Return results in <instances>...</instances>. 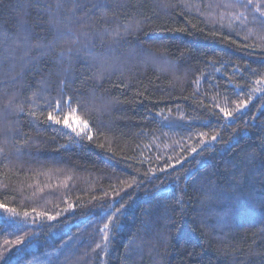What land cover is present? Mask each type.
Listing matches in <instances>:
<instances>
[{
  "label": "trees",
  "instance_id": "16d2710c",
  "mask_svg": "<svg viewBox=\"0 0 264 264\" xmlns=\"http://www.w3.org/2000/svg\"><path fill=\"white\" fill-rule=\"evenodd\" d=\"M232 2L0 0V264H264V0Z\"/></svg>",
  "mask_w": 264,
  "mask_h": 264
},
{
  "label": "snow or ice",
  "instance_id": "6c2138e0",
  "mask_svg": "<svg viewBox=\"0 0 264 264\" xmlns=\"http://www.w3.org/2000/svg\"><path fill=\"white\" fill-rule=\"evenodd\" d=\"M228 7H239L248 9L250 7L255 8L254 0H233L232 3L227 5ZM255 11H260V8H255ZM261 23H264V12H261ZM65 43L71 44L74 43L70 38L65 39ZM71 51V48H69V52ZM48 107L52 109L48 113L47 119L50 122H54L57 125H62L64 128L69 129L72 133H75L77 136L84 134V130L89 127V123L87 120L82 119L80 116L77 115L79 112V106L73 107L72 100L69 97L67 101L64 100L63 94L55 100V103L48 102ZM238 107H243V104L238 105ZM65 108L68 110L65 111ZM219 111L223 113V116L226 118L232 117L233 113L231 111H228L226 108H220ZM91 139V137H88ZM213 140L216 139V136L212 137ZM193 152L196 151L195 148L192 149ZM0 207H4V205H0ZM14 211V210H9ZM120 209H116V212L119 213ZM27 216V213H25ZM49 219H54V217H49ZM109 227L108 224L104 225V229H101V231L107 230ZM16 243H21V241H16ZM99 247V245H97Z\"/></svg>",
  "mask_w": 264,
  "mask_h": 264
},
{
  "label": "rangeland",
  "instance_id": "374dc122",
  "mask_svg": "<svg viewBox=\"0 0 264 264\" xmlns=\"http://www.w3.org/2000/svg\"><path fill=\"white\" fill-rule=\"evenodd\" d=\"M214 9L216 10V8H214ZM213 13H215V16H218L219 15V11H217V10L214 11ZM227 19L230 20V21H238V18L236 16H231V15H228ZM241 22L242 21H240L239 23H241ZM168 66H170V64ZM168 70H171V69H168Z\"/></svg>",
  "mask_w": 264,
  "mask_h": 264
}]
</instances>
